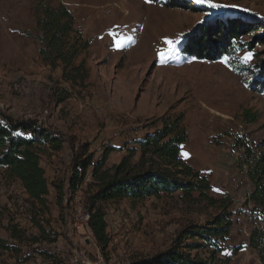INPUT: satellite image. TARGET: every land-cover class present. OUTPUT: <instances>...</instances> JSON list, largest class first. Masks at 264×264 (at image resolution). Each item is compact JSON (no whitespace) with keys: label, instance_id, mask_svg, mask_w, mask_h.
Instances as JSON below:
<instances>
[{"label":"rangeland","instance_id":"1","mask_svg":"<svg viewBox=\"0 0 264 264\" xmlns=\"http://www.w3.org/2000/svg\"><path fill=\"white\" fill-rule=\"evenodd\" d=\"M61 1L89 41L77 58L89 71L82 87L70 86L60 68L38 57L34 0H0V113L13 121H36L64 140L58 150L40 154L47 210L0 168V239L9 247L0 248V264H130L167 248L182 226L204 223L214 209L178 194L109 201L101 204L110 238L101 251L83 219L91 167L78 188L69 183L83 145L92 161L108 152L111 165L141 131L159 127V117L179 113L188 135L181 157L209 177L211 195L232 198L233 224L220 255L229 264H261L248 244L259 221L246 203L251 183L237 166L242 151L235 139L264 140V42L249 32L217 60L182 54L180 46L184 33L214 18L257 19L264 31V0H212L220 5L215 8L198 0H181L172 8L151 0ZM165 39L179 43L162 60ZM255 81L263 82L258 91L249 87ZM244 111L257 119L246 122ZM56 186L62 187L60 202ZM14 228L19 238L11 237Z\"/></svg>","mask_w":264,"mask_h":264},{"label":"trees","instance_id":"2","mask_svg":"<svg viewBox=\"0 0 264 264\" xmlns=\"http://www.w3.org/2000/svg\"><path fill=\"white\" fill-rule=\"evenodd\" d=\"M151 1L168 8L182 5L181 0ZM32 11L40 60L51 69L60 68L61 78L70 86H84L89 71L84 59L77 61V58L87 51L89 41L76 27L73 13L61 0H34ZM261 28L262 23L257 19L214 18L184 33L180 52L197 59L217 60L230 55L239 38L249 32L257 42H264ZM258 83L263 82H249V87L258 91ZM243 117L246 122L257 119L256 114L248 111L243 112ZM157 120L159 127L135 139L134 146L111 165L106 163L108 152L92 161L91 155H84L86 146H82L84 157L75 158L69 183L72 188H78L91 167L90 191L85 201L89 216L87 228L98 248L104 251L110 238L102 203L178 194L182 200L202 203L214 212L202 224L182 226L164 250L130 264H229V257H222L220 253L233 224L232 198L229 194L211 195L209 178L181 157V145L188 138L182 114H165ZM63 142L60 133L42 127L36 121H13L0 113V168L8 178L18 180L25 193L42 210H47L48 182L40 164V154L58 150ZM235 146L242 151L237 166L251 183L246 203L251 205V213L259 221V225L250 231L248 244L264 264V140L250 144L243 136H238ZM56 189L60 202L62 187L56 186ZM38 228L43 230L40 225ZM20 236V231L14 228L11 237ZM0 248H9L2 239Z\"/></svg>","mask_w":264,"mask_h":264},{"label":"snow or ice","instance_id":"3","mask_svg":"<svg viewBox=\"0 0 264 264\" xmlns=\"http://www.w3.org/2000/svg\"><path fill=\"white\" fill-rule=\"evenodd\" d=\"M198 2H206L208 3L209 7H220V5H216L215 3H212V0H198ZM179 41H170L165 39V44L168 45V48L165 53L160 54L161 59L163 60L166 56H171L176 51V44H178Z\"/></svg>","mask_w":264,"mask_h":264},{"label":"crops","instance_id":"4","mask_svg":"<svg viewBox=\"0 0 264 264\" xmlns=\"http://www.w3.org/2000/svg\"><path fill=\"white\" fill-rule=\"evenodd\" d=\"M149 130H143V131H141L140 132V134L135 138V139H140L141 137H143V135L145 134V133H147ZM208 177V176H207ZM209 178V177H208ZM210 180V179H209ZM211 183V182H210ZM211 186H212V183H211ZM251 191V186H250V190H249V192Z\"/></svg>","mask_w":264,"mask_h":264},{"label":"built area","instance_id":"5","mask_svg":"<svg viewBox=\"0 0 264 264\" xmlns=\"http://www.w3.org/2000/svg\"><path fill=\"white\" fill-rule=\"evenodd\" d=\"M88 213L87 212H85L84 214H83V219H84V223L85 224H87V221H88Z\"/></svg>","mask_w":264,"mask_h":264},{"label":"bare ground","instance_id":"6","mask_svg":"<svg viewBox=\"0 0 264 264\" xmlns=\"http://www.w3.org/2000/svg\"><path fill=\"white\" fill-rule=\"evenodd\" d=\"M90 177H91V174H90V176H88L87 178L89 179ZM88 179H87V180H88ZM80 186H81V185H80ZM74 200H75V199H74ZM77 203H78V202H77ZM77 206H78V205H77ZM78 207H81V206H78ZM78 207H77V208H78ZM78 209H79V208H78ZM75 210H76V209H75ZM76 213H78V212H76ZM79 213H80V212H79ZM81 213H82V212H81ZM77 218H78V217H77Z\"/></svg>","mask_w":264,"mask_h":264}]
</instances>
